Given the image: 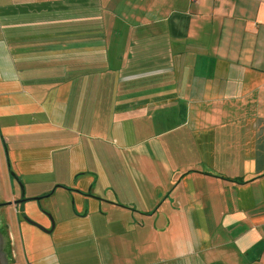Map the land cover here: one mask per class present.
<instances>
[{
	"label": "crops",
	"instance_id": "0c3cea01",
	"mask_svg": "<svg viewBox=\"0 0 264 264\" xmlns=\"http://www.w3.org/2000/svg\"><path fill=\"white\" fill-rule=\"evenodd\" d=\"M0 146L15 264H264V0H0Z\"/></svg>",
	"mask_w": 264,
	"mask_h": 264
},
{
	"label": "rangeland",
	"instance_id": "374dc122",
	"mask_svg": "<svg viewBox=\"0 0 264 264\" xmlns=\"http://www.w3.org/2000/svg\"><path fill=\"white\" fill-rule=\"evenodd\" d=\"M9 167L11 168L10 164L7 163L6 151H5V149L3 150V148L0 146V216L1 217L4 216L6 218L5 219L6 221L4 220L5 225H3L2 228H4V231L8 232V234H9V231L7 229V225L11 224L12 218H13V222L15 220L14 218H16V217H19V219H22V211H21L20 207H19V209H16V205L13 207V206H2V204H7V203L11 202L12 201L11 198L13 196V193L15 195L19 194V192L22 189L21 186L23 185V183L20 180L18 182H16L15 180H11V177L9 175V170H10ZM12 173H14V172H12ZM45 205H46V201H43V203L41 205V206H43V209H44ZM9 213L13 216L11 217L9 215ZM50 218L53 219L52 217H50ZM10 241H11V238H10ZM10 249H11L10 254H8L7 253L8 249L6 247V253H7V256L10 257V259H12L14 261L13 251H12L13 250L12 241H11Z\"/></svg>",
	"mask_w": 264,
	"mask_h": 264
},
{
	"label": "water",
	"instance_id": "95a60500",
	"mask_svg": "<svg viewBox=\"0 0 264 264\" xmlns=\"http://www.w3.org/2000/svg\"><path fill=\"white\" fill-rule=\"evenodd\" d=\"M16 178V177H15ZM16 180L18 181V178H16ZM42 198H36V201H40ZM23 201L25 200H20V201H15V202H9L7 204H3L2 206H11V205H19L21 204ZM32 224H35L34 222H32ZM38 228L42 229L39 225L35 224ZM54 226V223H53ZM43 230V229H42ZM47 232V231H46ZM4 244H5V240L4 237L2 236V234L0 233V264H9L7 256L5 253H3V248H4Z\"/></svg>",
	"mask_w": 264,
	"mask_h": 264
},
{
	"label": "trees",
	"instance_id": "16d2710c",
	"mask_svg": "<svg viewBox=\"0 0 264 264\" xmlns=\"http://www.w3.org/2000/svg\"><path fill=\"white\" fill-rule=\"evenodd\" d=\"M11 174L13 175V177H16L14 173L11 172ZM2 235H3V237H4L5 241H6V247H7L8 251H9V252L7 251V253L10 254V251H11V249H10V245H11L10 236H9L8 232L4 231V228H3V231H2ZM8 260H9V264H15V262L12 259H10V257H9Z\"/></svg>",
	"mask_w": 264,
	"mask_h": 264
},
{
	"label": "flooded vegetation",
	"instance_id": "af4514ba",
	"mask_svg": "<svg viewBox=\"0 0 264 264\" xmlns=\"http://www.w3.org/2000/svg\"><path fill=\"white\" fill-rule=\"evenodd\" d=\"M14 202V201H13ZM3 205V204H2ZM11 206H15V205H11ZM4 219H6L4 216H0V233L2 234V231H3V228H2V225H1V222L4 220ZM3 236V235H2ZM5 240V239H4ZM3 253H5L6 254V256H7V253H6V241H5V244H4V248H3ZM7 259H9V257L7 256ZM8 262H9V260H8Z\"/></svg>",
	"mask_w": 264,
	"mask_h": 264
}]
</instances>
